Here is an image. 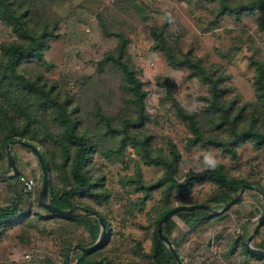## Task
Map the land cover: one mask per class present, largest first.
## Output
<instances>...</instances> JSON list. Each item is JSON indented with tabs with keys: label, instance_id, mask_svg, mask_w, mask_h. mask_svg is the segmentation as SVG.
I'll return each instance as SVG.
<instances>
[{
	"label": "rangeland",
	"instance_id": "374dc122",
	"mask_svg": "<svg viewBox=\"0 0 264 264\" xmlns=\"http://www.w3.org/2000/svg\"><path fill=\"white\" fill-rule=\"evenodd\" d=\"M262 1L236 0V7L253 8L243 11L236 19L232 15H220L219 2L209 0H40L36 4L38 15L46 20L53 35L45 42L42 58L32 59L27 66L32 76L40 75L57 92L73 98L83 129L97 127L101 122L99 114L106 115L113 126L119 127L124 118L120 113L129 110L126 84L120 69L104 61L105 54L113 52L118 45V39L106 37L100 23L109 33L124 34L128 40L125 62L146 93L148 118L144 133L151 136V151L155 155L167 154L170 144L176 147L180 155L178 182L185 183L188 174H199L210 164L221 165L231 178L247 181L255 188L259 186L264 193V146L256 149L251 142H241L232 159L219 148L210 146L204 150L189 142L192 135L172 108L170 98L186 112L195 114L203 128L208 129L215 118L205 101L209 86L197 78L188 79L186 69L170 67L165 57L153 49L151 34L152 29L166 24V39L181 54L198 58L210 70L219 68L225 100L236 98L237 107L255 105V64L264 68ZM18 39L17 34L0 22V46ZM43 136L44 132L39 138ZM31 144L42 150L38 143ZM113 147L112 142L105 141L102 154H95L90 164L94 176L102 177L103 198L98 201L84 197L81 202L94 207L108 220L111 245L101 252L104 256L115 258L114 264H127V261L153 264L146 256L150 253L154 221L165 193L162 189L148 194L137 190L135 180L139 174L143 185H152L162 170L145 165L130 147L118 159L106 152ZM10 152L15 158L17 175L0 180V207L23 195L22 208L26 211L30 206L29 218L36 213L45 215L36 205L42 184L37 156L19 144L12 145ZM11 173L6 158L0 162V175ZM21 178H31L36 183L30 197L22 191ZM192 183L189 193L181 197L176 192L171 194V207L204 204L220 210L228 203V198L222 200L214 183ZM241 188L238 187L236 195ZM236 195H230V199ZM50 198L47 193L45 201L48 203ZM216 198L217 202L212 201ZM83 209L75 213L86 218L89 215ZM181 212L169 218L166 230L170 229L171 245L184 264H264L263 257L246 256L241 247L262 215V199L254 190L245 189L241 199L224 213ZM189 212H201L202 219L193 215L187 223L183 217L190 216ZM208 215L211 217L207 218ZM68 225L45 223L44 233L32 232L27 241H19L21 225L14 223L8 229L0 224V264H66L67 260L75 264L79 251L72 248L77 243L84 245L90 237L82 226ZM100 233L101 226L99 236ZM65 240L74 246L63 257L61 249ZM251 246L264 251V223Z\"/></svg>",
	"mask_w": 264,
	"mask_h": 264
},
{
	"label": "trees",
	"instance_id": "16d2710c",
	"mask_svg": "<svg viewBox=\"0 0 264 264\" xmlns=\"http://www.w3.org/2000/svg\"><path fill=\"white\" fill-rule=\"evenodd\" d=\"M38 1L40 0H0V22L19 37L17 41L0 46V162L6 159L5 148L9 142L38 143L37 146L42 148L39 152L47 171V193L51 197L48 203L61 210H69L74 205H78L76 211H82L84 208L92 214L84 211L89 215L86 218L63 217L50 212L37 202V207L45 212V215L36 213L29 218L30 206L25 211L22 208L25 202L22 197H18L7 206L0 207V224L8 229L13 228L14 223L21 225L19 241H27L32 232L44 233L45 223L49 222H65L71 227L82 226L90 239L84 245L82 243L77 245L89 247L99 236V221L95 216L93 217L97 215L104 223V238L95 249L84 254L79 252L75 264H114L115 258L101 253L111 245L108 238L111 231L108 220L94 207L83 205L81 202L84 197L98 201L103 198L102 177L94 176L90 164L95 154H102L101 147L105 141H110L114 147L106 152L109 151L112 156L119 159L123 150L130 147L145 165L161 168L162 175L152 185H143L139 174L135 180L137 190H144L148 194L162 189L165 193L158 210L159 214L154 221L150 253L146 257L153 264H177L174 258L168 255L165 245L156 232L160 219L175 208L170 204L171 194L176 192L178 197H181L190 192L193 181H209L218 186L222 200L228 198L230 201L232 199L230 195H236L238 187L252 186V184L231 178L223 166L212 164L199 174H188L185 183L178 182L180 155L176 147L170 144L167 154L155 155L151 151V136L144 133V124L148 118L144 104L146 93L141 89V82L135 76V72L125 62L128 40L124 34L109 33L103 23H100L103 34L118 39V45L113 52L105 54L104 61L120 69L126 84V109L129 110L120 113L124 118L119 127L113 126L106 115L99 114L102 123L98 122L97 127L94 128L88 126L83 129L82 121L77 117L78 108L73 105V98L68 94L57 92L40 75L32 76L27 66L32 59L42 58L45 42L53 35L46 20L38 15L36 8ZM209 1L219 2L220 15H232L236 19H239L243 11L253 10L252 7L234 6L237 4L236 0ZM261 7L264 10V1ZM165 32L166 24L159 29L151 30L153 49L165 57L170 67L188 70V79L197 78L209 86V96L205 101L215 118L212 119L211 128L208 129L203 128L195 114L186 112L178 102L170 98L172 108L192 135L189 142L204 150L210 146L219 148L232 159L236 157V147L241 142H251L256 149L264 146V68L255 64L253 85L256 104L237 107L236 98L229 101L224 99L223 76L219 68L210 70L198 58L181 54L167 41ZM249 108L251 110L247 111ZM102 124L103 128H101ZM43 132L44 136L39 138ZM257 189L262 191L259 186ZM31 195L28 194V197ZM217 200V198L212 199L214 202ZM200 214L201 212H189L190 216L183 218L190 223V218L195 215L197 219H202ZM209 217L211 215L207 216ZM168 223L170 219L163 223L162 233L171 242L170 229L166 230ZM73 246L69 240L63 242L61 249L63 257ZM241 247L246 256L260 257L247 251L244 243ZM138 249H141L139 245Z\"/></svg>",
	"mask_w": 264,
	"mask_h": 264
},
{
	"label": "water",
	"instance_id": "95a60500",
	"mask_svg": "<svg viewBox=\"0 0 264 264\" xmlns=\"http://www.w3.org/2000/svg\"><path fill=\"white\" fill-rule=\"evenodd\" d=\"M14 144H19L23 147H26L27 149L31 150L38 158V162L41 168V173H42V184H41V189H40V195H39V199L38 202L41 206L47 208L50 212L61 215L63 217H69V218H77L78 216H80L79 214L75 213L76 209L78 208V205H74L72 208H70L69 210H61L59 208H57L56 206H52L49 203H47L46 200V195H47V190H48V185H47V171H46V166H45V162L44 159L41 155V153L31 144L29 143H25L22 141H12L9 142L6 145L5 148V155L7 158V163L9 165V167L12 170V173L10 175H0V180H7V179H11L13 177H16L17 175V167L15 165V158L12 156L11 152H10V147ZM245 189H251L254 190L256 193H258L262 199V215L259 217L256 227L254 229L253 234L245 241V247L247 249V251L252 252L254 254H257L261 257L264 258V251L260 250V249H255L252 248L251 246V242L254 238V236H256L260 226L262 225L263 221H264V193L252 186H248V185H242L241 191L235 196V198H233L231 201H229L223 208H221L220 210H215L210 206L204 205V204H198V205H185V206H178L173 208L172 210H170L169 212H167L166 214H164V216L160 219V221L157 224L156 227V232L158 234V237L160 239V241L169 249L170 253L172 254V256L175 258L177 264H182L181 259L179 258V255L177 254V252L174 250V248L171 245V242L168 240V238L162 233V225L165 221H167L169 218H171L172 216L176 215L177 213L181 212V211H206L210 214H220V213H224L226 210H228L233 204H235L236 202H238L241 197L242 194L244 192ZM87 214H92L90 211L83 209ZM95 216L98 221L99 224L101 226V233L100 236L97 240V242L90 246V247H81L79 245L75 246L74 248H72L73 251L78 250L79 252H81L82 254L89 252L93 249H95L103 240L104 237V223L102 221V219L97 216V215H93ZM69 264L68 260L67 263ZM127 264H131V263H127Z\"/></svg>",
	"mask_w": 264,
	"mask_h": 264
},
{
	"label": "built area",
	"instance_id": "2783aa9c",
	"mask_svg": "<svg viewBox=\"0 0 264 264\" xmlns=\"http://www.w3.org/2000/svg\"><path fill=\"white\" fill-rule=\"evenodd\" d=\"M21 185H22V191L25 195H28V194H33V191L36 187V183L33 179L31 178H21ZM213 243V241L211 242ZM26 258L28 259V261H30V256H26ZM31 263V262H30Z\"/></svg>",
	"mask_w": 264,
	"mask_h": 264
},
{
	"label": "crops",
	"instance_id": "0c3cea01",
	"mask_svg": "<svg viewBox=\"0 0 264 264\" xmlns=\"http://www.w3.org/2000/svg\"><path fill=\"white\" fill-rule=\"evenodd\" d=\"M20 195H22L21 192H20ZM17 198H18V196H16V199H17ZM22 198H23V195H22Z\"/></svg>",
	"mask_w": 264,
	"mask_h": 264
}]
</instances>
